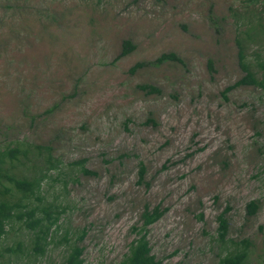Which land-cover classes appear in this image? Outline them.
<instances>
[{"label": "rangeland", "instance_id": "rangeland-1", "mask_svg": "<svg viewBox=\"0 0 264 264\" xmlns=\"http://www.w3.org/2000/svg\"><path fill=\"white\" fill-rule=\"evenodd\" d=\"M248 9L264 0H0V141L61 161L42 195L65 209L62 233L86 230L85 264H121L142 228L161 264H220L244 238L249 264H264V93H225L245 74ZM127 39L135 49L116 60ZM168 52L183 62L131 71ZM147 207L163 215L144 227ZM30 239L17 225L0 264H62L59 243L36 261L4 250Z\"/></svg>", "mask_w": 264, "mask_h": 264}, {"label": "trees", "instance_id": "trees-1", "mask_svg": "<svg viewBox=\"0 0 264 264\" xmlns=\"http://www.w3.org/2000/svg\"><path fill=\"white\" fill-rule=\"evenodd\" d=\"M253 3L260 0H249ZM245 17L249 18L250 26L245 32V37L239 41V64L245 74L234 84L226 87L225 93L241 85H254L264 93V58L261 56V48H264V11L257 13L248 9ZM252 44H258L259 50H255L256 63L247 59L248 48ZM134 43L125 40L116 60L129 54L135 49ZM166 61L182 63L183 59L174 52L164 53L155 60L137 62L131 71L138 68L161 64ZM143 89L156 88L152 85H142ZM83 163V162H82ZM84 164V163H83ZM61 161L56 158L50 146L26 144L16 140L6 145L0 141V244L4 237L18 225L24 226L31 234L28 245L23 241H17L14 246L5 247L17 256L29 253L36 261L47 254L53 243L64 246L62 264H85L83 244L86 230L74 237L70 231H60V219L65 209L60 205L48 203L43 193V186L50 177L53 169H58ZM86 174L94 173L83 166ZM146 167L141 164L140 176H144ZM260 208L258 200H251L247 204L248 215H255ZM163 215V210L156 207L150 210L147 207L143 213L144 227L156 222ZM219 237L223 242L228 241L229 219L226 212L218 216ZM140 236L131 241L129 250L125 253L121 264H161V260L152 253V246L147 238L146 229ZM251 242L244 238L234 241L232 249L220 258V264H249Z\"/></svg>", "mask_w": 264, "mask_h": 264}]
</instances>
